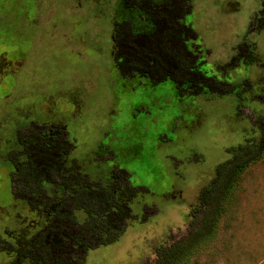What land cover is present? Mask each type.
Returning a JSON list of instances; mask_svg holds the SVG:
<instances>
[{
	"label": "rangeland",
	"instance_id": "rangeland-1",
	"mask_svg": "<svg viewBox=\"0 0 264 264\" xmlns=\"http://www.w3.org/2000/svg\"><path fill=\"white\" fill-rule=\"evenodd\" d=\"M190 2L185 23L198 36L192 47L206 63L202 70L233 85L232 94H181L170 80L151 86L120 78L113 25L130 14L120 0H0L3 242L33 219L12 201L6 154L17 152V131L32 123L64 128L75 147L71 161L91 181L111 183L108 167L136 190L125 232L88 251L83 264H153L158 247L186 236L197 192L264 122V0ZM255 57L260 63L251 64ZM227 195L212 237L179 264H264V157Z\"/></svg>",
	"mask_w": 264,
	"mask_h": 264
},
{
	"label": "trees",
	"instance_id": "trees-1",
	"mask_svg": "<svg viewBox=\"0 0 264 264\" xmlns=\"http://www.w3.org/2000/svg\"><path fill=\"white\" fill-rule=\"evenodd\" d=\"M128 18L112 32V62L122 79L138 78L156 86L172 81L179 93L199 95L205 89L217 96L235 87L208 77L196 32L185 23L190 0H120ZM264 28V3L260 10ZM260 63L255 57L251 64ZM257 135L230 151V159L216 166L210 184L201 188L190 209L187 234L158 247L153 264H179L214 234L224 202L240 175L264 157V122ZM29 131L24 142L27 159L15 163L10 176L11 196L32 221L11 241L0 238L6 264H83L88 251L118 240L133 217L129 202L136 190L120 172L107 185L91 183L78 166L63 159L70 145L58 138ZM19 204V205H20ZM82 212L85 218L77 219ZM21 216V215H20ZM1 254V253H0Z\"/></svg>",
	"mask_w": 264,
	"mask_h": 264
},
{
	"label": "flooded vegetation",
	"instance_id": "flooded-vegetation-1",
	"mask_svg": "<svg viewBox=\"0 0 264 264\" xmlns=\"http://www.w3.org/2000/svg\"><path fill=\"white\" fill-rule=\"evenodd\" d=\"M120 4H121V1H120ZM122 5V4H121ZM125 21V20H123ZM122 21V22H123ZM115 24H119L117 22H115ZM115 24L113 25V27L115 26ZM260 27L261 26V23H260ZM189 48L192 49V45L189 44ZM252 52L248 51L247 55L245 56L246 59L248 58V56H252L251 54ZM243 58V56H242ZM202 62H203V66L202 68H204L205 66V61L203 60V57H202ZM243 61V60H241ZM15 61L12 62V64L14 63ZM5 70H1L0 69V73H1V76H5ZM204 72V71H203ZM205 73V72H204ZM37 128L40 130V132H37V133H32L33 135H37V136H42V137H46L49 142H52L54 141V139L58 138L60 140H63V141H66L67 143H69L70 145V148L69 150L66 152L65 156L63 159H68L70 162H73L71 161V158H70V155L71 153L74 151L75 147L73 145V143L69 142L68 141V134L67 132L63 129H60V128H57L55 126H52V125H40V124H31L29 127H26V128H23L22 130L20 129L19 131H17L18 133L15 135V142H16V148H17V152L13 153L11 151H8L7 154V159H10L9 161H12V165H11V172L9 174V177L11 176V174L15 171V163L18 164L19 161H22L23 159H27V156L24 155L25 154V146H24V142L27 141V138H29V131H34V129ZM26 132H23L25 131ZM19 132H21V134H19ZM19 134V135H18ZM100 150H98V153H99ZM97 157H94V159H103L101 157H99L97 154H95ZM109 157V156H108ZM111 158V157H110ZM79 168V171H80V167ZM107 172L110 173V176L113 177L114 175H116V171H111L108 167H107ZM84 175V174H83ZM85 178H87L91 183H94V184H100L98 182H93L90 180L89 177H87L86 175H84ZM11 189V187H10Z\"/></svg>",
	"mask_w": 264,
	"mask_h": 264
}]
</instances>
